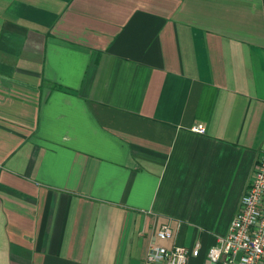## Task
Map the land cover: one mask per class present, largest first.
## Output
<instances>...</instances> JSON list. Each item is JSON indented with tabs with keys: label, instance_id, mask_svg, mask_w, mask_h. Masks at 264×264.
I'll return each instance as SVG.
<instances>
[{
	"label": "crops",
	"instance_id": "1",
	"mask_svg": "<svg viewBox=\"0 0 264 264\" xmlns=\"http://www.w3.org/2000/svg\"><path fill=\"white\" fill-rule=\"evenodd\" d=\"M263 152L264 0H0V264H212Z\"/></svg>",
	"mask_w": 264,
	"mask_h": 264
},
{
	"label": "built area",
	"instance_id": "2",
	"mask_svg": "<svg viewBox=\"0 0 264 264\" xmlns=\"http://www.w3.org/2000/svg\"><path fill=\"white\" fill-rule=\"evenodd\" d=\"M193 129L204 132L206 127L198 124ZM172 233L169 223L161 225L157 231L162 239L170 238ZM201 250V242L172 247L154 243L147 260L159 264H188L190 257L198 256ZM207 255L212 264H264V152L258 157L228 233L218 236Z\"/></svg>",
	"mask_w": 264,
	"mask_h": 264
}]
</instances>
